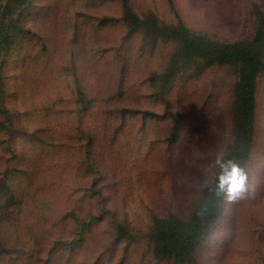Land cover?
<instances>
[{
  "label": "rangeland",
  "instance_id": "obj_1",
  "mask_svg": "<svg viewBox=\"0 0 264 264\" xmlns=\"http://www.w3.org/2000/svg\"><path fill=\"white\" fill-rule=\"evenodd\" d=\"M263 9L0 0V264H264V70L246 191L224 192L191 258L165 243L185 236L231 149L238 82L172 27L246 44Z\"/></svg>",
  "mask_w": 264,
  "mask_h": 264
},
{
  "label": "trees",
  "instance_id": "obj_2",
  "mask_svg": "<svg viewBox=\"0 0 264 264\" xmlns=\"http://www.w3.org/2000/svg\"><path fill=\"white\" fill-rule=\"evenodd\" d=\"M172 30L177 34L182 49L193 53L206 65L219 63L233 64L237 67L233 140L223 163L231 160L242 169L251 152L255 116V79L264 70V9L259 17L254 38L246 44L216 43L203 35L189 33L182 25L172 27ZM220 174L221 169L216 173L213 182L201 189L197 207L186 224L185 236L180 240H174L173 235L168 236L165 241L168 243L166 246L169 250L168 254H174V250L178 249L191 258L195 245L213 228L220 213L224 194L218 189ZM163 249L164 245L158 252H163Z\"/></svg>",
  "mask_w": 264,
  "mask_h": 264
},
{
  "label": "clouds",
  "instance_id": "obj_3",
  "mask_svg": "<svg viewBox=\"0 0 264 264\" xmlns=\"http://www.w3.org/2000/svg\"><path fill=\"white\" fill-rule=\"evenodd\" d=\"M220 167L218 189L220 192L226 191L228 200L234 201L246 191L247 176L239 165L231 160L221 164Z\"/></svg>",
  "mask_w": 264,
  "mask_h": 264
}]
</instances>
